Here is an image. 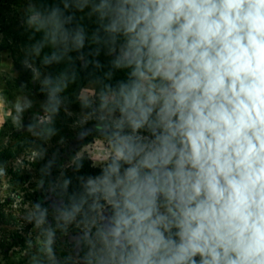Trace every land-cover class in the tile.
<instances>
[{
	"label": "clouds",
	"instance_id": "9594fccd",
	"mask_svg": "<svg viewBox=\"0 0 264 264\" xmlns=\"http://www.w3.org/2000/svg\"><path fill=\"white\" fill-rule=\"evenodd\" d=\"M60 2L27 9V26L43 33L36 56L52 49L42 64L71 61L72 51L85 60L87 34L74 21L88 9L99 25L91 43L106 46L112 69L126 70L104 84L98 105L87 101L97 122L84 134L106 141L99 174L79 177L83 192L70 207L54 205L64 225L81 217L76 244L89 245L88 264H264V0ZM70 78L75 72L41 81V124L59 114ZM36 209L39 226L47 208ZM46 232L54 259L55 233Z\"/></svg>",
	"mask_w": 264,
	"mask_h": 264
},
{
	"label": "rangeland",
	"instance_id": "374dc122",
	"mask_svg": "<svg viewBox=\"0 0 264 264\" xmlns=\"http://www.w3.org/2000/svg\"><path fill=\"white\" fill-rule=\"evenodd\" d=\"M3 1L0 0V264H63L60 257H71L77 237L74 235L83 233L85 225L78 223L80 216L64 225L57 220L56 210L40 202V196L48 200L77 160H89L98 170L105 162L103 137L89 136L84 141L85 130L91 129L88 124L97 122L92 107L99 103L98 93L93 84L83 86L77 97L84 106L81 110L62 105L51 125L41 124L39 118L45 115L42 105L47 99L46 92L41 91V81L49 71L40 64L49 49L36 56L33 44L27 47L23 41V35L34 32L26 24L28 6L37 5L35 0H17L7 5ZM33 68L39 69V78H34ZM88 100L95 104L89 107ZM27 101L32 106L17 113L16 105L23 106ZM29 124L36 125L35 132L49 127L55 132L50 137L38 136L28 131ZM37 204L41 210L47 208L45 223L39 226ZM49 227L55 233L54 259L45 252ZM92 230L95 232V228ZM16 234L28 241L31 251L25 248L27 244L22 248L14 241Z\"/></svg>",
	"mask_w": 264,
	"mask_h": 264
},
{
	"label": "trees",
	"instance_id": "16d2710c",
	"mask_svg": "<svg viewBox=\"0 0 264 264\" xmlns=\"http://www.w3.org/2000/svg\"><path fill=\"white\" fill-rule=\"evenodd\" d=\"M17 0H4L3 4H14ZM37 8L41 11L49 10L51 7L59 5L61 8L63 7V4L60 2V0H35ZM73 11H75L73 9ZM88 12V9H85L84 12H76V21L75 23H80L85 27V31L87 34V38L85 41V47L82 49V52L84 53L85 60L89 61L87 67L84 66L85 60L77 59L78 53L76 51L70 52L68 55L71 56L73 59L69 61L67 58H65L62 62L59 64L53 63L52 65L45 66L41 62V66L44 68H47L49 71L48 74H51L53 77L58 76L61 72L67 71L69 73V76L71 77L72 72H75V79H71L69 81L67 89L61 94L64 97V106H67L68 108H73L74 110H81L84 106L78 102V93L80 92L81 88L87 84H93L95 86L96 93H99V91L103 88L104 84H115L117 80L120 79H126V70H116L112 69L110 61L112 60V57L107 54V48L103 44L96 45L91 43V36L92 33L97 29L98 22L95 16L88 17L86 13ZM83 17V19H81ZM27 32V31H26ZM29 34V35H28ZM31 34V36H30ZM101 35L103 33L101 32ZM43 33H34L30 31V33L23 35V41L24 43L27 42V44H24L25 46H29L31 44L35 45L38 41L42 39ZM49 49V53H51L52 49L50 47H45L44 50ZM99 48L100 52L99 55H95V50ZM99 61L102 67L97 68L95 66V61ZM109 71H113L114 75L111 80H108L106 78V73ZM46 92V91H44ZM96 122L89 123L88 126L92 129L93 125ZM102 137L100 133L93 130L89 133H86L84 135V141L89 137ZM78 164H82V167H77ZM98 169H94L91 166V163L89 160L86 159H79L74 163L73 168L71 169V172L69 173V176L65 179H69L71 183L68 185L67 189L65 190L63 187V184L57 185L55 189L49 194V199H46V196L41 195L40 196V202H42L44 205L47 206V208L56 210L54 205L57 202H62L65 206L70 207L72 200L71 197L73 194H76L79 196L83 192L81 181L79 180V177L84 176L85 178L89 175H97L99 174ZM64 179V180H65ZM73 234V233H72ZM79 234L83 235V233H76L74 236H79ZM76 237V238H77ZM17 244H22V248H24L27 244L26 249L28 251H31V245H28V241H25L20 235L16 234V238L14 240ZM74 253L71 254V257L69 258L68 255L64 254L63 258V264H88V261L86 259V252H87V244L82 242L79 245L76 244V241H74L73 244Z\"/></svg>",
	"mask_w": 264,
	"mask_h": 264
}]
</instances>
